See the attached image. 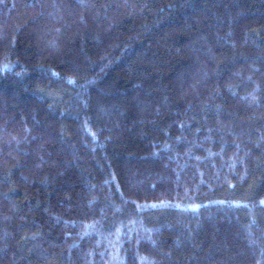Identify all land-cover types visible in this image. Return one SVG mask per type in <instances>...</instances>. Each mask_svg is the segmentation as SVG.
<instances>
[{
    "label": "trees",
    "instance_id": "16d2710c",
    "mask_svg": "<svg viewBox=\"0 0 264 264\" xmlns=\"http://www.w3.org/2000/svg\"><path fill=\"white\" fill-rule=\"evenodd\" d=\"M0 264H264V0H0Z\"/></svg>",
    "mask_w": 264,
    "mask_h": 264
}]
</instances>
